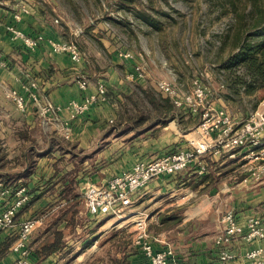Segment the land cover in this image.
I'll return each instance as SVG.
<instances>
[{"label": "rangeland", "instance_id": "374dc122", "mask_svg": "<svg viewBox=\"0 0 264 264\" xmlns=\"http://www.w3.org/2000/svg\"><path fill=\"white\" fill-rule=\"evenodd\" d=\"M0 6L3 9L11 7L12 15L19 14V18L21 13L32 11L35 26L55 32V37L49 38L74 41L85 65L98 72L95 78L104 83L109 105L114 107V117L108 122L110 129L96 144L95 154L77 149L66 138L52 134L57 148L67 147L77 155L73 160L67 159L66 165L70 170L67 168L65 179L69 182L60 197L65 200L69 197L72 203L40 209L33 216L46 212L48 217L54 215L59 218L61 215L59 223H64V240L67 245L71 242V246L59 255L58 262L51 260L45 264H98L110 249L115 250L119 245L112 242L113 239L124 237L131 242L135 232L134 217L126 215L119 219L99 215L98 219H91L83 193L88 184L99 183L106 178L99 170L109 162L108 158L115 157L124 144L127 145L128 140L154 126L152 133L161 134L163 126L176 117L181 120L187 115L186 122H192L187 110L174 105L168 117L163 120L155 117L150 97H167L157 89L159 80H167L180 93H186L191 89L192 80L198 77L206 87L205 108H211L213 113L224 109L238 123L264 100V88L247 91L243 85L231 82L234 76L223 67L225 59L238 49L235 40L237 29L243 30L242 23H251L256 7L264 9V0H0ZM249 39L261 42L264 34L249 36ZM125 52L132 56L123 57L121 53ZM110 63L112 69L109 71ZM135 64L144 65V77L134 73ZM233 68L238 74L244 73L239 63ZM196 117L197 123L199 116ZM111 135L116 138L112 140ZM111 143H114V148ZM106 148L112 149L108 158L99 154ZM234 153L235 159L241 157V160H227L221 166L213 162L205 174L192 173L194 178L189 185H179L177 195L185 197L183 205L207 200L217 194L219 198H225L227 190L226 187L221 190L222 183H236L248 172V166L242 160L243 150L237 149ZM59 164V168L66 166L63 160ZM89 169L94 174L97 172L93 177L95 181L87 177ZM204 177L206 179L202 181ZM201 183L203 186H199ZM135 199L136 196L133 206ZM105 223L113 224L104 228ZM99 224L103 225L100 227ZM148 227L152 229L154 224L148 222ZM45 229L43 224L37 227L30 235L29 243L33 245L43 239ZM98 229H101L98 233L107 230L109 234L96 242L100 249L90 255L88 248L91 243L82 238ZM9 237L11 239L6 238L0 244V257L10 250L14 236ZM83 251H86L85 255H80ZM32 257L31 264L43 262L35 260L34 255Z\"/></svg>", "mask_w": 264, "mask_h": 264}, {"label": "crops", "instance_id": "0c3cea01", "mask_svg": "<svg viewBox=\"0 0 264 264\" xmlns=\"http://www.w3.org/2000/svg\"><path fill=\"white\" fill-rule=\"evenodd\" d=\"M9 22H13L27 34L40 33L45 39L55 37V32L46 27L40 29L39 26H35L32 11L21 13V18L14 20L11 7L3 9L0 6V178L27 186L30 200L18 212L19 218L25 219L35 216L40 209H49L67 203L66 206H68L72 203L69 197L67 200L60 197L64 195V186L68 183L65 179L67 168L70 170V167L66 165L67 159L73 160L74 155L77 154L67 147L61 150L57 148L52 134L56 133L64 137L62 123L59 120H51L48 124H43L31 103H28L25 111H19L6 97V88L13 87L22 92L23 84L28 80H34L41 99L66 107L70 101H81L85 95L96 92L101 79L95 78L98 72L91 70L93 67L86 66L84 59L75 62L64 52L52 51L46 40L40 42L34 49H28L20 40L13 39L7 32L5 25ZM111 65L112 63H110L109 71L112 69ZM82 78L87 81L83 89L78 83ZM107 98L106 91L104 102L90 106L71 121L70 135L66 139L72 146L95 152L96 144L107 134L110 129L108 122L114 117V107L109 105ZM67 115L68 111L64 109L59 113V119L63 120ZM186 116H183L181 120L176 117L168 121L163 126L164 131L161 134L152 133L153 128L156 127L154 126L136 135L133 140H128L127 145L121 142L124 146L115 157L108 158L112 149L101 150L99 154L108 158L109 162L99 172L106 177L119 174L130 169L139 159L185 147L188 136L195 134L194 127L197 119L196 116L191 115L192 122H186ZM114 135H111L112 140L116 138ZM110 145L115 147L114 143ZM242 150L244 151L245 148ZM225 156L216 154L208 156V166L210 167L213 162L221 166L227 160H241V157L235 159V154L230 157L232 159ZM60 160H63L66 165L63 168H59ZM89 170L87 177L90 181H95L93 177L97 172L94 174L93 170ZM192 173H194L193 170L187 169L175 175H160L153 178L136 195L135 206L126 210L123 216L133 217V212L144 211L148 215V222L151 225L154 224L152 229L148 227L149 233L158 239L153 242L154 250L161 249L167 243L172 247L175 257L181 264H208L217 257L214 238L223 227L220 217L225 210H234L242 225H245L247 217L255 215L261 219L264 226V178L253 182L244 180L242 177L236 183L235 181L229 184L222 183L221 190L225 187L227 190L225 198H219L217 194L216 197L200 199L185 206L183 205L185 197L177 195L178 187L182 184L189 185L190 180L194 178ZM199 186H203V183ZM226 204L230 208H227ZM89 216L91 219H96ZM54 217L56 218L54 215L47 216L43 225L53 222ZM59 222L60 219H57V227L62 229L64 223L60 225ZM111 224L113 223H108L104 228L110 227ZM99 225L101 227L103 224ZM99 231L101 229L93 234H86L82 238L91 243L88 248L90 255L100 249L96 242L100 241L102 236L109 234L107 230L98 233ZM9 236H14L13 229L1 231L0 244L6 238L11 239ZM130 240L129 243L128 238L113 239L112 242L119 245L115 250L110 249L98 264H115L112 258L123 259V262L118 264H150L139 245L135 243V232ZM38 242L32 243L33 245L28 244L31 249H34ZM70 246L71 242L67 245L65 241L62 250L48 255L42 261L44 263L51 260L58 262L59 255ZM254 246H264V238L249 242L237 238L231 245L236 253V259L233 262H243L244 252ZM86 251L80 255H85ZM13 257L14 254L9 250L0 257V264H10Z\"/></svg>", "mask_w": 264, "mask_h": 264}, {"label": "built area", "instance_id": "2783aa9c", "mask_svg": "<svg viewBox=\"0 0 264 264\" xmlns=\"http://www.w3.org/2000/svg\"><path fill=\"white\" fill-rule=\"evenodd\" d=\"M19 14L13 19L18 20ZM7 32L13 39L20 40L28 49H34L40 42L46 40L52 51L64 52L71 60L78 62L82 53L74 41H62L53 38L45 39L42 34L30 35L19 29L13 22L5 25ZM125 58L131 53H121ZM134 73L138 76L145 74L142 64L134 65ZM144 77V76H143ZM80 88L87 85L86 79L78 81ZM20 92L13 87L5 90L9 101L19 111H25L28 103L36 109V113L43 124L51 120H59L62 133L68 138L71 131V121L83 113L90 106L106 100V89L103 82H99L96 92L85 95L81 101H70L66 107L54 104L47 99H41L34 80H28ZM157 89L167 96L173 105L187 110L191 115L199 116L195 125V134L187 139L183 148H174L163 154L150 158L139 159L130 169L119 174L106 177L99 183H90L84 191L85 206L89 215H109L122 217L124 212L133 206L134 197L151 181L160 175H175L187 169L202 175L207 172V157L210 155H226L232 157L237 149H243L242 160L248 166L244 180L253 182L264 178V100L242 122H236L224 109L215 113L211 108H205L206 87L198 77L191 83L189 92L180 93L167 80H159ZM66 109L68 115L59 119V113ZM30 200V193L26 185L0 178V231L13 229L14 240L9 249L14 254L10 264H31V247L29 237L32 232L43 224L47 212L38 217L20 219L18 212ZM134 217L135 243L139 245L150 264H181L175 257L172 247L165 244L161 249L154 250L153 242L158 240L148 230V215L144 211H135ZM222 229L214 238L217 247V257L208 264H264V246L248 248L243 254V262H233L236 253L231 245L237 238L249 242L264 238V226L259 217H247L242 225L234 210H225L221 217ZM38 264H45L39 262Z\"/></svg>", "mask_w": 264, "mask_h": 264}, {"label": "trees", "instance_id": "16d2710c", "mask_svg": "<svg viewBox=\"0 0 264 264\" xmlns=\"http://www.w3.org/2000/svg\"><path fill=\"white\" fill-rule=\"evenodd\" d=\"M256 8L257 12L256 15L253 16L251 23L249 25L242 23L240 26L243 30L241 29L240 31L237 29L236 31L235 40L237 41L238 49L231 53L223 63V67L230 70L231 75L234 76L231 82L243 85L244 89L247 91H252L256 88H264V41L253 42L249 39V36L264 34V9H261L259 6ZM236 63L242 65L244 73H236L235 68H233ZM150 98L156 118H161L163 120L168 117L169 112L174 109L168 97L157 96ZM205 178L206 177L202 178V181L205 180ZM60 216L56 218L60 219ZM65 217L66 216H64V219H66ZM56 218L53 222L46 223L45 237H43L35 248L31 250V257L34 255L35 260H43L48 255L64 248V232L57 227ZM5 246L7 247V243ZM112 261L118 264L123 262V259L112 258Z\"/></svg>", "mask_w": 264, "mask_h": 264}]
</instances>
